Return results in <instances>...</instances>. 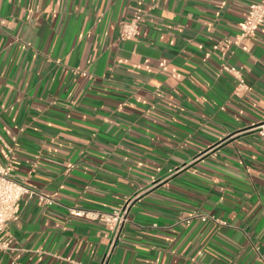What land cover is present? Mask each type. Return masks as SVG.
<instances>
[{
    "label": "crops",
    "instance_id": "obj_1",
    "mask_svg": "<svg viewBox=\"0 0 264 264\" xmlns=\"http://www.w3.org/2000/svg\"><path fill=\"white\" fill-rule=\"evenodd\" d=\"M256 1L0 0V161L38 191L0 264H261Z\"/></svg>",
    "mask_w": 264,
    "mask_h": 264
},
{
    "label": "built area",
    "instance_id": "obj_2",
    "mask_svg": "<svg viewBox=\"0 0 264 264\" xmlns=\"http://www.w3.org/2000/svg\"><path fill=\"white\" fill-rule=\"evenodd\" d=\"M141 17L136 16L122 26V36L128 37L136 33L138 22ZM264 23V0L253 2L248 11L246 19L242 23V37L255 35L257 29ZM229 71H235L234 67L225 66ZM264 136V131L261 132ZM5 162L0 161V234L6 231L9 221L17 219L19 210L18 204L23 199H29L38 194L36 188L24 181H20L16 176L17 160L14 156L13 147L6 145L3 150ZM126 209L124 211H114L112 214L105 215L107 222L121 224L126 220ZM84 211H77L76 215H84ZM201 219L211 218L208 215H199ZM261 264H264V255L255 247Z\"/></svg>",
    "mask_w": 264,
    "mask_h": 264
}]
</instances>
